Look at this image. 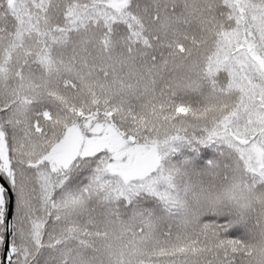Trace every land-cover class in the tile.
<instances>
[{
    "label": "snow or ice",
    "instance_id": "snow-or-ice-1",
    "mask_svg": "<svg viewBox=\"0 0 264 264\" xmlns=\"http://www.w3.org/2000/svg\"><path fill=\"white\" fill-rule=\"evenodd\" d=\"M0 264H264V0H0Z\"/></svg>",
    "mask_w": 264,
    "mask_h": 264
}]
</instances>
